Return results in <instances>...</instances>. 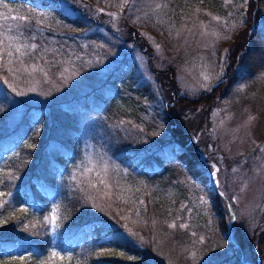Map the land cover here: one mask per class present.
Masks as SVG:
<instances>
[{
    "label": "rangeland",
    "instance_id": "374dc122",
    "mask_svg": "<svg viewBox=\"0 0 264 264\" xmlns=\"http://www.w3.org/2000/svg\"><path fill=\"white\" fill-rule=\"evenodd\" d=\"M57 2L59 4L55 8L62 9L69 17L81 16L85 26L72 24L73 29L67 22L52 21L53 13L43 10L37 12V20L34 21L27 7L0 0V33H23L25 42L37 43L40 48L33 54L35 58L30 60L26 57L25 62L40 64L48 70L47 78L40 73L31 76L24 72L9 73L8 58L4 56L3 66L0 67V90L8 88L13 102L11 111L0 122L5 134L16 129L28 106L38 109L40 105L68 101L92 91L106 82L117 66L126 61L137 65L143 80L151 83L152 94L157 93L158 96L156 101H140L136 93L138 85H125L111 102L110 111L115 112L118 108L116 114L123 109L133 111L140 107L135 121L134 117L107 119L108 109L91 112L87 116L84 127L78 133L79 141L70 149L73 158L67 166L60 167L61 172L50 175L47 185L51 207L45 217H50L52 209L57 208L56 203L50 202L59 199L67 187L72 193H84L99 214L113 218L119 213L124 216L125 227L141 231L144 238L130 235L128 239L145 257L126 256L121 260L125 264H176V260L165 250L169 242L175 240L174 235L182 233H188L190 237L184 245L187 254L183 259L185 264H242L241 261L264 264V63L254 77L240 79L234 84H229V80L226 83V72L236 61L228 56L226 41L230 40L237 26L246 22V13L241 7L247 4V0H240L238 5L235 0H226V13L221 15L207 10L204 17V12L200 11L188 21H165L174 31L177 42L174 48L182 51L180 62L171 66L156 42H151V49L142 36L140 39L137 32L130 29L134 22L126 21L122 16L125 10L126 15L132 14L138 20L140 14L162 17L168 12L170 0H129L124 7H120L122 0H106L105 3L101 0ZM94 2L103 6L99 8ZM157 5L162 7L157 8ZM255 14L256 20H264V0H259ZM12 16H26L30 23L23 25L11 19ZM215 17H219V22ZM32 36L36 39L31 40ZM148 37L150 34L146 35ZM44 47H47V52H43ZM50 60L53 63L50 64ZM11 67L18 68L19 64L14 63ZM65 68L68 69L66 73ZM158 70L167 79L164 91L160 89L162 83L155 72ZM61 73H64L63 78ZM204 75H210V80H204ZM170 94L177 102L171 101L173 97ZM176 103L186 106H176ZM169 106L173 110L168 116H176L177 123L165 120L167 125L161 132L160 118L150 122L157 116L156 109L161 112L168 110ZM174 128L181 134L176 144L178 152L188 148L194 159L197 157L196 153L194 157V152L199 154L203 163V180L180 173L173 158L161 165H142L140 172L112 155L113 139L118 131L135 141L130 142V147L138 148L137 155L142 160L161 145L176 140ZM48 138L49 128L45 131L43 144ZM25 145V138H21L5 149L4 153L10 154L0 156V179L4 182L21 180L19 175L23 173L26 176L19 170L12 173L11 167L25 165L24 156L28 151L21 152ZM136 159L131 161L132 166L137 165L134 162ZM105 164L108 167L106 178L111 185L108 189L99 183L97 176ZM212 164H216L219 172L210 169ZM210 170L214 173L212 177L209 176ZM26 172L29 173V170ZM213 180L218 183L214 184ZM39 189L45 191L41 184ZM0 193H3L0 195V212L3 213L15 203L11 194L5 192L3 184H0ZM213 194L222 198L219 201L220 216L212 208ZM201 198L208 203L202 204ZM155 204H160L159 209L154 207L150 211L149 207ZM162 204L168 211L165 219L156 218L161 216ZM33 207L31 203L21 209H26L23 211L26 213ZM154 216L157 221L153 223ZM57 220L58 214L55 223ZM223 220L225 226L221 229ZM170 224L176 227L171 228ZM181 225H187V228ZM51 231V245L45 253L37 256L35 264H39L40 260L49 264H85L84 258L71 250L78 245L77 242L70 246L67 238L59 240L52 225ZM166 232H171V235L165 238ZM127 235L124 230V236ZM83 237V234L79 235V238ZM53 251L59 256H52ZM21 256L14 254L13 259L7 255L0 258V264L20 263L25 258L22 256L23 259H20ZM60 256L64 259L60 260Z\"/></svg>",
    "mask_w": 264,
    "mask_h": 264
},
{
    "label": "trees",
    "instance_id": "16d2710c",
    "mask_svg": "<svg viewBox=\"0 0 264 264\" xmlns=\"http://www.w3.org/2000/svg\"><path fill=\"white\" fill-rule=\"evenodd\" d=\"M6 1L12 4H21L25 8L27 7L32 13L34 21L37 20V12L43 10L53 13L54 17H51L52 21L67 22L73 29L75 27L72 24H76L78 27L85 26L81 16L78 18L69 17L62 12V9L55 8L59 4L57 0ZM105 1L101 0L103 3ZM239 1L235 0L237 5ZM243 1L241 0V2ZM225 2L226 0H170L168 12L162 16L163 18L153 14L144 17L143 14H140V20H138L132 14L126 15L125 10L122 16L126 21L134 22L130 29L133 32H137L140 39L142 36L145 39L144 43L151 47V49L153 41L156 42V45L162 49L163 54L168 59L169 66H171L180 62L182 51H176L174 48L175 44H177L176 37L174 31H171L165 21H188L193 16L199 15L200 11L204 12L207 10L213 12L215 15H221L226 13L227 5L225 7ZM258 2L259 0H247V4L245 6L242 5L241 10L246 13L244 20L246 22L241 26H237L230 40L226 41V44L229 46L228 56L232 57V60L234 58L236 60L232 62L233 64L231 63V66L226 72V83L229 80V84H234L240 79L247 80L254 77L264 63V20L258 21L255 19V9ZM94 3L99 5V8L103 6L101 3ZM202 16H206L205 12ZM87 19L90 20L89 17ZM147 34H150L151 38H146ZM149 59L152 62V58L150 57ZM121 65L117 66L115 72L112 73L106 82L92 91L68 101H53L52 103L40 105L38 109H32L31 106H28L14 131L5 134L0 127V156L5 152L6 148L21 138H25L26 142L21 152L24 154L25 151H28L24 156V160L27 162H25V165L17 166L15 164V166H11L13 167L12 173L19 170L21 174L25 172L26 176H23V173L19 175V177L21 176V180L18 178L11 182H4L0 179V184H3L5 192L7 191L11 194V200L15 203V206L9 210H3V213L0 212V258L6 257L7 255L13 257L14 254L18 257L22 254L25 257L24 260L16 264H35L37 256L45 253L51 245L53 239L51 225L45 220V214L51 207L49 205L51 199L48 197L49 189L47 184L50 181V175H56L58 172H61L62 168L60 167L67 166L73 158L70 155V149L71 147H75L79 141L78 133L84 127L87 116L91 112L97 113L101 109L102 111L108 109L106 112L108 115L107 119H113L114 117L116 119L134 117L133 119L135 121L139 116L138 111L141 109L140 107L133 111L123 109L116 114L115 112H117L118 108L115 107V112L110 111L111 102L119 95V92L125 85L126 87H131L135 84L138 85L136 87V93L140 101H156L155 99L158 94H152V89L150 88L151 83L143 80L142 75L138 72L137 65L129 61ZM155 72L157 73V79L162 83L160 89L164 91L167 85V79L161 76V70ZM173 88H175V85H173ZM173 88L172 90H175ZM158 91L160 90L158 89ZM8 92H10L8 88L0 90V122L11 111L10 109L13 106V102L9 98L11 95ZM170 97H173L171 101L177 102L174 99V95L170 94ZM175 105L181 107L186 106V104L179 103ZM41 108L44 109L41 110ZM170 110H173L171 106L168 107V110L161 112L156 109L157 116L150 123L160 118L161 132L165 130V126L167 125L165 120H174L177 123L176 116H168ZM170 113L172 114L173 112ZM48 128L49 138L43 144L45 131ZM148 129L152 130L151 127ZM173 133L176 134V140L161 145L141 160V157L139 158L137 155L138 148L136 146H133V148L130 147L132 144L130 142L134 143L135 141L124 136L121 131H118L113 139L115 142L114 148H112V155L119 161L126 162L127 165L136 168L140 172H142V169H140L142 165H153L155 163L161 165L166 160H169V158H173L176 161L180 173L190 174L198 180H203V163L201 158H199V154L193 151L194 157L195 153L197 155L194 159L191 158L189 152L192 151L188 148H186L187 150L178 152L176 144L180 141L179 137H181V134L176 128H174ZM5 136L8 138H5ZM6 144L8 145L7 147L4 146ZM4 154L8 155L10 153L6 152ZM135 159L136 161L134 162L137 165L133 164L132 166L131 161ZM134 168L133 170L135 171L136 169ZM27 170H29V173L26 172ZM40 184L45 188V193L39 189ZM75 193H72L66 187L60 198L50 203H56V207H58V220L56 223L58 227L55 229L57 230L56 233L59 240L63 241L67 238L70 246L74 242H77L78 245L71 247V250L76 254L79 253L84 258L85 264H125L122 261L126 256L133 255L137 256L138 259L145 257L142 251L139 252L135 244L133 245L134 242L128 239L130 235L133 238H144L140 234L141 231H131L125 227L124 216H120L119 213L113 218L99 214V212L93 209L84 193ZM220 199L222 198L219 194H213L211 196L212 208L213 210L215 209L214 211L219 216L222 214ZM31 203L34 205L33 209H28L29 212L23 213L21 208ZM159 205H152L149 207V210L152 211L154 207L159 209ZM160 207L159 212H161V216L156 218H167L165 216L168 211L165 209V206L163 207L162 204ZM156 218L155 216L152 218L153 223L157 221ZM224 226L225 222L223 220L220 223V228L223 229ZM124 230L129 235L124 236ZM166 233L168 234L164 235L165 238L171 235V232ZM82 234L84 237L81 239L79 235ZM174 236H176L175 240L169 242L165 251L176 260V264H185L183 259H185V256L187 257V254L184 245L190 237L188 233L187 235H183L182 233ZM231 242L234 243L233 241ZM160 247L163 248L162 245ZM236 264H239V262Z\"/></svg>",
    "mask_w": 264,
    "mask_h": 264
},
{
    "label": "snow or ice",
    "instance_id": "6c2138e0",
    "mask_svg": "<svg viewBox=\"0 0 264 264\" xmlns=\"http://www.w3.org/2000/svg\"><path fill=\"white\" fill-rule=\"evenodd\" d=\"M129 2V0H122L120 7H124L127 5V3ZM162 7V5H157V8ZM109 15H112L113 18H117L115 16V14L113 13H109ZM13 20H17L19 22H22L23 25H27L30 23L28 17L26 16H12L10 17ZM214 19H216L219 22V17H215ZM226 23V22H225ZM11 32V29H9V33ZM22 35L23 33H21L20 35H11V34H6V33H0V67L3 66V60H4V56H7L8 60V65L9 67L7 68V71L9 73H13L15 74L16 72H24L27 73L28 75H34L37 73L43 74V76L45 78H47L48 76V70L45 69L44 66L37 64V63H26L25 62V58L28 57L30 60L34 59L35 57L33 56L34 53H37L40 46L37 43H31V42H25L22 39ZM213 35H217L216 33H213ZM36 37L32 36L31 40H35ZM85 47H87V45H85ZM101 47H103V45H101ZM48 49L47 47H44L43 52H47ZM41 58H43V53H41ZM80 57H77V59H79ZM69 63L71 62L70 60L68 61ZM14 63H18L19 67L18 68H14L11 67V65H13ZM49 63H53V61H49ZM63 63V61L61 62ZM68 71L67 68L64 69V72L66 73ZM61 77H64V73H61ZM210 75H204V80H210ZM5 83H7V81H5ZM204 87H207V85H203ZM15 90V89H14ZM34 90V89H33ZM205 163L207 164V161H205ZM210 169L215 170V172H219V168H217L216 164H212L210 166ZM107 172H108V167L107 164H105L101 170L97 173V176L99 177V183L104 185L105 189H108L111 187V185L108 183L107 181ZM213 171H209V176L212 177L213 176ZM213 183L216 184L218 183V181L213 180ZM92 187H96L95 184H92ZM0 195H3V193H0ZM127 203V201H125ZM201 203L202 204H207L208 201L204 200L203 198H201ZM95 206V205H93ZM23 211H26V209H23ZM57 211H58V207L57 208H53L51 211V216L50 217H45V220L52 225L53 228L58 227V225L55 223L56 219H57ZM169 227L171 228H175L176 225L175 224H170ZM181 227L187 228V225H181ZM193 235H195V233H193ZM52 256H59V254L55 251L52 252ZM193 256H195V254L193 253ZM20 259H23V257H19ZM13 259H15V257H13ZM60 260H63L64 257L60 256L59 257ZM69 260H71V257L68 258ZM39 264H49L48 261L46 260H40Z\"/></svg>",
    "mask_w": 264,
    "mask_h": 264
},
{
    "label": "water",
    "instance_id": "95a60500",
    "mask_svg": "<svg viewBox=\"0 0 264 264\" xmlns=\"http://www.w3.org/2000/svg\"><path fill=\"white\" fill-rule=\"evenodd\" d=\"M241 263H242V264H248V263H246V262H242V261H241Z\"/></svg>",
    "mask_w": 264,
    "mask_h": 264
}]
</instances>
